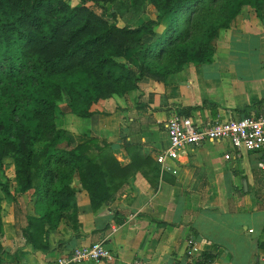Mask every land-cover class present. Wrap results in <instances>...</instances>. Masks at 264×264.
<instances>
[{
	"label": "crops",
	"instance_id": "1",
	"mask_svg": "<svg viewBox=\"0 0 264 264\" xmlns=\"http://www.w3.org/2000/svg\"><path fill=\"white\" fill-rule=\"evenodd\" d=\"M211 47L210 64H187L164 82L142 80L130 108L104 112L100 101L90 118L63 113V126L77 143L85 135L100 138L122 167L130 163L124 142L141 146L153 162L156 187L138 172L109 205L93 211L86 191L73 183V209L54 228L44 226L45 252L34 251L22 236L27 218L37 216L34 191L15 197L7 219L1 201L0 264H53L100 241L115 260L83 264H187L189 238L213 257L210 264H264V155L240 152L225 159L228 143L207 141L184 148L177 160L156 161L169 146L164 123L174 112L189 109L192 117L225 121L264 109V6L259 14L243 7Z\"/></svg>",
	"mask_w": 264,
	"mask_h": 264
},
{
	"label": "trees",
	"instance_id": "2",
	"mask_svg": "<svg viewBox=\"0 0 264 264\" xmlns=\"http://www.w3.org/2000/svg\"><path fill=\"white\" fill-rule=\"evenodd\" d=\"M130 1L136 11L133 20L144 4L155 8L156 19L135 28L121 27L115 14H97L87 6L114 5L117 0H79L74 7L66 0H0V168L5 158H11L16 184L15 194L3 191L13 202L15 196L34 191L37 216L28 217L22 230L34 251L48 250L44 226L54 228L73 209L74 179L86 191L93 211L109 205L138 171L156 187L153 162L141 146L124 142L130 163L122 167L107 142L88 138L77 143L68 130L58 128V103L77 118H90L98 102L125 98L142 80L164 82L187 64H210L211 42L218 31L228 29L243 7L259 14L264 6V0ZM218 3L200 40L174 47L179 18ZM168 16L162 36L146 44ZM171 49L169 62L151 64ZM188 111L180 113L190 116ZM259 247L264 249V241ZM212 260L201 252L196 264Z\"/></svg>",
	"mask_w": 264,
	"mask_h": 264
},
{
	"label": "built area",
	"instance_id": "3",
	"mask_svg": "<svg viewBox=\"0 0 264 264\" xmlns=\"http://www.w3.org/2000/svg\"><path fill=\"white\" fill-rule=\"evenodd\" d=\"M164 130L169 139V146L156 159L160 165L167 159L177 160L184 148L197 147L207 141L228 143L231 152L225 155V159L240 152L264 155V109L245 114L239 119L225 121L218 119L204 121L174 112L166 119ZM258 166L262 168L263 164L259 163ZM186 246L187 264H196L201 252L199 243L194 238H189ZM114 260V253L105 246L104 241H100L72 249L53 264L99 263ZM130 264L147 263L135 260Z\"/></svg>",
	"mask_w": 264,
	"mask_h": 264
},
{
	"label": "rangeland",
	"instance_id": "4",
	"mask_svg": "<svg viewBox=\"0 0 264 264\" xmlns=\"http://www.w3.org/2000/svg\"><path fill=\"white\" fill-rule=\"evenodd\" d=\"M66 1L73 7L79 5V0H66ZM221 1H223V0H220V2ZM219 5H220V3L209 4V5H206V7L203 6L197 12L188 13L185 16L179 18V20H178L179 28L177 29L179 34L177 36H174V38L176 40L174 47L182 45L184 43L198 42L200 40L202 34L204 33L205 28L212 21V18L214 16V14L216 13ZM87 6H89L97 14L105 13L106 16H110L111 14H115L117 17L118 26H121V27L124 25H130V26L135 28V27H138L139 25H141L143 22L148 21V20H155L157 17V13L155 11V8L152 5L144 4L141 6V9L139 11V17L137 18V20H133L134 15L136 14V11L131 8V1L130 0H117V2L114 5L109 4V5L95 6L93 4H88ZM208 14H210V15H208ZM169 20H170V17L168 16V17L164 18L162 21H160V25L155 29V32L157 34L156 37L155 38H146L145 39L146 44L153 43L162 36L164 30L168 26ZM173 51H174L173 49L168 50L167 53L164 55V57L160 60V62L153 59L151 61V64L154 66H156V65L159 66L161 64L169 62L171 59V56L173 54ZM129 59L131 60V58H129ZM124 61L125 60H122V62H124ZM133 96H134V93L131 92L125 98L108 97V98L101 100L99 107L104 112H110V111H112V109H114L115 106L118 107L119 105H123L126 108H130L129 106H131V104L134 101L132 98ZM63 113L64 114L66 113L65 104L63 102L58 103L57 114H56V124H57L58 128L66 129V128H64L66 126H63V123H65V125H67L66 122L64 121V114ZM69 124H70L69 127L72 128L73 124H71V123H69ZM74 130H75V132L78 131V129H76V128ZM77 137H78V139H80L79 136H77ZM85 138H86L85 139V141H86V140H88V138H96V137H94V136L90 137L88 135L87 136L85 135ZM98 139H100V138H98ZM80 142H84V139ZM42 147L43 146L38 145L37 148L40 149ZM61 172H65V169H62ZM138 172H140V171H138ZM138 172H136V173H138ZM135 174H134V176H135ZM141 175H142V173H141ZM133 177L131 179H129V181L126 183V185L128 183H130V181L133 179ZM147 182H148V180H147ZM73 183H75L77 186V184L79 182L76 179H74L72 181L71 185ZM79 185L81 186V184H79ZM15 187H16V184L14 181V171H13L12 160H11V158H5L3 161V165L0 168V201H2V204L5 206L4 212H5V218L6 219L9 216L12 200L5 195L3 190H4V188H7L11 194H15ZM19 195H17V196L19 197ZM17 196H15V197H17ZM18 217L20 218V216H18ZM20 220H21V222H24V217H21Z\"/></svg>",
	"mask_w": 264,
	"mask_h": 264
},
{
	"label": "water",
	"instance_id": "5",
	"mask_svg": "<svg viewBox=\"0 0 264 264\" xmlns=\"http://www.w3.org/2000/svg\"><path fill=\"white\" fill-rule=\"evenodd\" d=\"M242 184H243L244 191H246V181L243 180V181H242Z\"/></svg>",
	"mask_w": 264,
	"mask_h": 264
}]
</instances>
